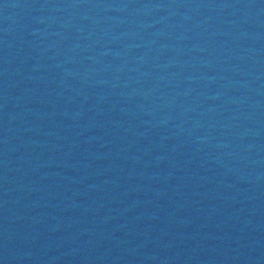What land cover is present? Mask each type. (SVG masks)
<instances>
[{"label": "water", "instance_id": "water-1", "mask_svg": "<svg viewBox=\"0 0 264 264\" xmlns=\"http://www.w3.org/2000/svg\"><path fill=\"white\" fill-rule=\"evenodd\" d=\"M0 264H264V0H0Z\"/></svg>", "mask_w": 264, "mask_h": 264}]
</instances>
